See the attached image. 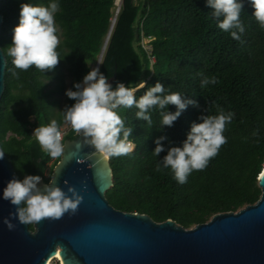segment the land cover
Masks as SVG:
<instances>
[{
  "label": "trees",
  "instance_id": "1",
  "mask_svg": "<svg viewBox=\"0 0 264 264\" xmlns=\"http://www.w3.org/2000/svg\"><path fill=\"white\" fill-rule=\"evenodd\" d=\"M29 2L47 6L50 0H0V49L6 59L0 148L17 179L38 175L48 183L60 158L42 151L33 132L52 119L62 122L59 111L75 103L67 96L63 106L60 101L67 91L66 80L68 89L75 90L74 84L83 81L89 64L99 58L114 0H59L55 20L61 29L57 48L61 61L54 71L45 73L35 66L28 71L15 69L7 56L19 25L20 6ZM239 2L244 4L240 19L245 32L237 41L218 27L207 0H122L100 72L108 80L116 76L113 88L117 82L133 87L141 81L147 82L146 87L160 82L165 94L179 92L199 107L189 105L173 127L163 129L158 108L150 113L151 126L136 120L135 107L120 109L126 125L133 127L130 139L136 147L131 155L109 158L113 188L105 198L115 211L146 216L158 225L171 221L189 231L259 201L258 178L264 168V29L254 18L250 0ZM198 73L215 77L218 83L201 88L203 77ZM144 91L138 90L137 98ZM218 109L235 116L224 132L227 143L208 166L193 171L184 184L174 179L170 168L156 171L170 146L182 147L192 123H201L202 115H218ZM168 110L176 108L170 105ZM161 136L168 138L163 142L166 150L156 157L152 154L155 140ZM75 140L73 130L65 134L64 142ZM30 231L34 232L33 225Z\"/></svg>",
  "mask_w": 264,
  "mask_h": 264
},
{
  "label": "clouds",
  "instance_id": "2",
  "mask_svg": "<svg viewBox=\"0 0 264 264\" xmlns=\"http://www.w3.org/2000/svg\"><path fill=\"white\" fill-rule=\"evenodd\" d=\"M250 3L255 10V20L264 29V0H250ZM207 6L213 9L211 15L217 20L218 27L240 41L245 32L240 19L243 2L207 0ZM58 12L59 0H50L47 6L30 2L21 4L19 25L14 28L12 44L7 48V56L12 58L15 69L28 71L35 66L44 73L56 69L61 61L57 51L61 29L55 20ZM198 74L203 77V73ZM13 75L17 73L13 72ZM216 83L218 80L215 77H203L200 86L205 88ZM146 84V81H141L133 87L117 82L113 88L100 68H93L82 82L74 84L75 90L70 88L66 91V96L75 103L59 111L62 122L52 119L46 126L35 128L32 136L41 150L53 159L64 156V127L68 126L77 136L83 137L82 147L95 149L92 155L99 154L106 159L131 155L136 147L130 139L133 127L127 126L119 114L121 108L135 107L138 109L136 120L146 121L148 126L152 125L151 111L158 108L163 129L173 127L189 105L199 107L197 101L186 99L179 92L165 94L166 89L160 82L152 87H146ZM142 89L146 91L137 98L136 92ZM170 105L175 106V112L168 110ZM218 112V115H202L199 118L201 123L193 122L182 147L170 146L167 155L157 163L156 171L170 168L174 179L184 184L193 171L204 170L227 143L224 132L235 116L234 112H225L223 109H218ZM253 135L257 136L258 131ZM167 139V136H161L155 140L154 156L159 157L166 150L163 142ZM4 155L5 152L0 150V160ZM64 183L68 186L67 181ZM3 199L16 206V211L3 220L9 231L15 230L16 224L12 221L16 219L23 225H37L44 220H61L66 214L75 215L83 202V196L75 187L68 186L65 192L58 186L57 173L49 178L48 183H43L42 177L38 175H27L23 180L14 178L4 188Z\"/></svg>",
  "mask_w": 264,
  "mask_h": 264
},
{
  "label": "water",
  "instance_id": "3",
  "mask_svg": "<svg viewBox=\"0 0 264 264\" xmlns=\"http://www.w3.org/2000/svg\"><path fill=\"white\" fill-rule=\"evenodd\" d=\"M2 25L0 14V37ZM5 73L0 49V101ZM108 82L114 86L116 76ZM82 143L83 137L77 135L75 141L65 142L64 156L52 176L57 173L58 186L65 192L68 186L75 187L83 202L75 215L44 220L33 225L34 232L18 219L12 221L13 231L3 224L16 211L3 199V190L17 177L6 155L0 160V264H264V168L258 178L261 197L254 206L215 216L187 231L171 221L158 225L149 217L110 207L105 198L113 188L109 158L92 155L95 149Z\"/></svg>",
  "mask_w": 264,
  "mask_h": 264
},
{
  "label": "rangeland",
  "instance_id": "4",
  "mask_svg": "<svg viewBox=\"0 0 264 264\" xmlns=\"http://www.w3.org/2000/svg\"><path fill=\"white\" fill-rule=\"evenodd\" d=\"M117 17L118 16H115V14H114V10H113V18H112V24H111V28H113V26L112 25H114L115 23H116V20H117ZM142 45H143V47L146 49V48H148V41H144L143 43H142ZM98 60V59H97ZM97 60H95L93 63H91V64H89V66H88V68H89V70H91V69H93L97 64ZM64 74H65V76L67 77V74L64 72ZM69 84H70V81L67 79L66 80V85H67V90H68V86H69ZM65 98H66V94H65V96L63 97V98H60V101H61V103H62V106L64 105V103H65ZM72 129H71V127L70 126H68V127H64V132H65V134H67L68 132H70ZM52 264H59L58 262H53Z\"/></svg>",
  "mask_w": 264,
  "mask_h": 264
},
{
  "label": "built area",
  "instance_id": "5",
  "mask_svg": "<svg viewBox=\"0 0 264 264\" xmlns=\"http://www.w3.org/2000/svg\"><path fill=\"white\" fill-rule=\"evenodd\" d=\"M122 9V0H114V14L115 16H118ZM147 51H149V48H146ZM151 62H154V59H151Z\"/></svg>",
  "mask_w": 264,
  "mask_h": 264
},
{
  "label": "bare ground",
  "instance_id": "6",
  "mask_svg": "<svg viewBox=\"0 0 264 264\" xmlns=\"http://www.w3.org/2000/svg\"><path fill=\"white\" fill-rule=\"evenodd\" d=\"M112 26H113V28H114L115 24L112 25ZM107 44H108V42H107ZM106 47H107V46H106ZM105 52H106V48H105L103 54H102L101 56H99V58H98V62H97V65H96L94 68H96V67H99V68H100L101 63H102V60H103V56H104ZM55 259H57V260L59 261V257H58V255H56ZM59 264H60V263H59Z\"/></svg>",
  "mask_w": 264,
  "mask_h": 264
}]
</instances>
